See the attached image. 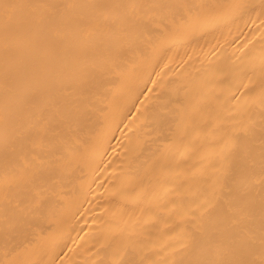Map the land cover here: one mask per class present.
I'll return each instance as SVG.
<instances>
[{
  "label": "bare ground",
  "instance_id": "1",
  "mask_svg": "<svg viewBox=\"0 0 264 264\" xmlns=\"http://www.w3.org/2000/svg\"><path fill=\"white\" fill-rule=\"evenodd\" d=\"M0 264H264V0H0Z\"/></svg>",
  "mask_w": 264,
  "mask_h": 264
}]
</instances>
